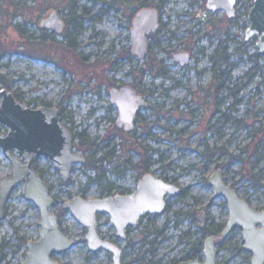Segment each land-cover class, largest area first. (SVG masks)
I'll return each mask as SVG.
<instances>
[{"label":"rangeland","instance_id":"374dc122","mask_svg":"<svg viewBox=\"0 0 264 264\" xmlns=\"http://www.w3.org/2000/svg\"><path fill=\"white\" fill-rule=\"evenodd\" d=\"M142 1L0 0V89L33 107L59 108L64 126L80 134L75 144L83 140L84 148L75 151L86 157L92 143L94 159L104 157L102 179L77 164L63 180L48 159L36 162L56 199L51 210L75 242L54 256L63 264H111L106 251L90 253L85 229L61 205L77 196L133 191L140 178L135 165L144 158L148 172L185 193L169 197L162 214L147 216L130 231L132 239L143 237L140 242H119L122 264H176L209 235L202 227L221 231L227 206L207 185L217 169L252 209H264V54L254 56L255 39L244 40L253 0H237L232 20L224 11L210 12L206 0H164L159 31L149 37L147 57L137 60L129 52L128 31ZM145 1L154 8L158 0ZM51 10L75 19L62 33L40 29ZM182 51L190 54L183 67L173 59ZM214 51L223 56L215 63ZM130 83L147 101L131 136L115 126L117 110L108 97L110 87ZM10 171L0 150V181ZM24 186L12 191L0 222L1 264H21L27 252L22 241L38 239L39 210L24 198ZM98 227L101 237L115 238L109 216L99 215ZM242 245L235 227L216 241V264H250Z\"/></svg>","mask_w":264,"mask_h":264},{"label":"water","instance_id":"95a60500","mask_svg":"<svg viewBox=\"0 0 264 264\" xmlns=\"http://www.w3.org/2000/svg\"><path fill=\"white\" fill-rule=\"evenodd\" d=\"M237 0H206L205 7L210 12H223L234 19ZM247 13L244 40L255 38V47L264 54V0H253ZM129 27L130 53L143 60L148 52V36L159 28L158 10L143 7L132 17ZM40 28L60 33L64 24L60 13L51 10L39 22ZM173 59L181 67L189 63L190 54L176 52ZM0 125L7 129L0 133V150L11 166L10 174L0 181V222L6 216L9 196L17 185L25 183L24 198L39 210L38 239L26 243L25 258L21 264H61L53 258L71 250L75 242L59 228L58 218L51 208L54 198L49 186L35 168L37 159H48L61 178L71 175L74 165L83 164L85 155L75 151L73 131L58 120L56 107L30 109L24 102L17 101L13 92L0 89ZM109 102L117 110L115 126L131 132L137 114L146 107V100L137 94L131 85L111 87ZM22 153L20 158L15 152ZM207 185L212 189L213 198H222L227 206V222L217 236H207L203 241L202 261L191 259L178 264H216L218 250L215 239L227 237L233 228L241 231L242 250L250 254V264H264V209H252L245 198H241L236 188L226 183L222 169H217L207 177ZM179 186L169 181L145 173L129 193H115L110 196L85 198L77 196L62 203V207L74 217L77 224L86 229L85 240L91 252H107L111 264H122V249L116 243L100 237L98 216H109L115 229V236L126 239V228L135 227L139 219L146 215L162 214L167 197H177ZM201 225L203 214L199 215ZM138 236L136 241H140ZM1 261V252H0Z\"/></svg>","mask_w":264,"mask_h":264},{"label":"trees","instance_id":"16d2710c","mask_svg":"<svg viewBox=\"0 0 264 264\" xmlns=\"http://www.w3.org/2000/svg\"><path fill=\"white\" fill-rule=\"evenodd\" d=\"M147 1H142L141 2V7H148V4L146 3ZM164 2V0H158L157 1V3L155 4V7L154 8H156L157 10H158V12H159V16H160V7H161V4ZM110 5H111V3H110ZM252 6V5H251ZM73 16H71V18H69L68 17V19H65L64 20V24L66 25V26H68V23H70V21L72 20L73 21V19H75L74 17L72 18ZM232 20V19H231ZM73 25H75V23H73ZM65 27V26H64ZM160 27V26H159ZM63 30H64V28H63ZM63 32V31H62ZM254 38H252V39H250V40H253ZM73 39H71V38H68V41H67V43H66V46H68V47H70V49H74V45H73ZM128 55H129V53H128ZM254 56H258V49H257V51L253 54ZM216 57H222L223 58V56L222 55H217V52H215L214 51V53L213 54H211V56H210V60H212V62L213 63H215V58ZM131 85H133L132 83H130ZM5 88H8V85L6 84V83H4V85H3ZM134 87H135V85H133ZM137 89V88H136ZM137 92H138V90H137ZM19 98V97H18ZM17 98V99H18ZM20 99V98H19ZM29 104V103H28ZM121 132L123 133V134H125V135H129V136H131L132 135V133H133V131L132 132H125V131H123V130H121ZM78 138H80V134L78 133V134H74V139H78ZM78 143L77 144H75V147H77L78 149L80 148H84L82 145H83V140L82 139H79L78 141H77ZM89 147H86L85 148V150L87 151V152H89V154L86 156V159H85V162H84V166L86 167V168H92L94 171H95V173H96V175H97V179H102L101 177H103V174L104 173H102L103 171H102V166H101V163H102V160L104 159V157H101V158H99L98 160H95L94 159V157H93V154L95 153L94 152V146H93V144L91 143V144H89L88 145ZM146 162V159L144 158V161H143V163L142 164H137V165H135V167L136 166H139V167H134L136 170H138V171H140L139 172V177H141V176H143L142 174L144 173V172H148V165L145 163ZM141 165V166H140ZM163 180L164 181H166V179H164L163 178ZM51 189V188H50ZM107 192H110V188H108L107 189ZM185 193V190L183 189L182 190V194H184ZM56 199L54 198V201H55ZM58 215V218H59V214H57ZM60 221V218L58 219V222ZM201 231L202 232H204V231H206L209 235L210 234H218L219 233V231H210V230H207L206 228H201ZM210 231V232H209ZM140 242V241H139ZM26 243L27 242H25V241H22V243L21 244H25L26 245ZM154 242H153V239H151V240H149L148 241V244H149V246H151L152 244H153ZM133 243H129L128 242V245H132ZM150 250V248H148V250H146L147 252ZM202 252V244H201V242L200 241H195L194 243H193V245H192V247H191V250H190V253H187L189 256L188 257H185V258H187V259H190L191 260V258H196V257H201V255H200V253ZM1 258H2V256H1ZM184 258V259H185Z\"/></svg>","mask_w":264,"mask_h":264},{"label":"flooded vegetation","instance_id":"af4514ba","mask_svg":"<svg viewBox=\"0 0 264 264\" xmlns=\"http://www.w3.org/2000/svg\"><path fill=\"white\" fill-rule=\"evenodd\" d=\"M63 18V17H62ZM63 23H64V20H63ZM150 37V36H149ZM149 37H148V41H149ZM148 48H149V42H148V47H147V52H148ZM148 55V54H147ZM122 85H125V84H122ZM128 85V84H127ZM131 85V84H130ZM121 85H119V87H120ZM135 90H136V92H137V89H136V87H134L133 85H131ZM112 87H116V88H119V87H117V86H112ZM111 88V87H110ZM109 88V89H110ZM137 94H139L138 92H137ZM14 97H15V99L17 100V101H20V102H22L23 103V101H21L19 98H18V96L17 95H15L14 94ZM144 97V96H143ZM18 98V99H17ZM0 99H1V97H0ZM145 99V98H144ZM25 103V102H24ZM30 109H32V110H34V109H37V108H45V107H51V106H49V104H45V105H42V106H31L30 104H28V103H25ZM55 108V107H54ZM56 109L58 110V120L60 121V116H61V110L59 109V108H57L56 107ZM138 116V115H137ZM136 116V117H137ZM137 119H138V117L136 118V120H135V123H136V121H137ZM135 127V126H134ZM6 127H4L3 129H1L0 130V133H3V132H5L6 131ZM72 131V130H71ZM73 135H74V132H73ZM15 154L16 155H18L20 158L22 157V153H20V152H18V151H16L15 152ZM41 158H43V157H41ZM37 160H39V159H37ZM37 162V161H36ZM36 165V164H35ZM36 168V167H35ZM36 170H37V168H36ZM57 171V170H56ZM39 172V171H38ZM180 188V187H179ZM182 190H183V188H180V191H181V193H182ZM50 191H51V189H50ZM124 193H126V192H124ZM124 193H120V194H124ZM180 193V194H181ZM169 197H167L166 199H165V202H166V205H167V199H168ZM56 216H57V218H58V215L56 214ZM147 216H151V215H149V214H146V215H144V216H142L140 219H139V221H138V223L142 220V219H144V218H146ZM59 219V218H58ZM98 221H99V216H98ZM137 223V224H138ZM205 223V222H204ZM136 224V225H137ZM58 225H59V223H58ZM203 226H204V224H203ZM136 227V226H135ZM59 228H60V225H59ZM134 227H127L126 228V239L125 240H121L120 238H118V237H116L115 236V234H114V237L115 238H109V237H102L103 239H106V240H108V241H110V242H113L114 244L116 243L119 247H121L120 246V244H119V242L120 241H123V242H125L126 244L129 242V243H133V242H137L136 241V239L137 238H134V239H132L131 238V236H130V231L133 229ZM62 229V228H61ZM85 229V228H84ZM85 231H86V229H85ZM86 233V232H85ZM98 233H99V235H100V232H99V228H98ZM221 232L219 231V233L218 234H210V235H208V236H217V235H219ZM101 237V236H100ZM138 237V236H137ZM142 237V236H141ZM142 239H143V237H142ZM141 239V240H142ZM217 240H220V239H215L214 240V243L216 244V241ZM202 248H203V244H202ZM121 249H122V247H121ZM64 253V252H63ZM202 253V252H201ZM109 254V253H108ZM218 254V253H217ZM110 255V254H109ZM1 256H2V254H1ZM54 256H56V255H53V258H54ZM110 258H111V256H110ZM55 259V258H54ZM191 259H196V260H199V261H202V259H203V255H202V257H196V258H191ZM56 260V259H55ZM186 260H190V259H187V258H185V259H182L181 261H186ZM1 261H2V258H1ZM1 261H0V264H1ZM57 261V260H56ZM180 261V262H181ZM60 262V261H59ZM180 262H178V263H180ZM61 263V262H60ZM178 263H176V264H178ZM61 264H63V263H61Z\"/></svg>","mask_w":264,"mask_h":264}]
</instances>
